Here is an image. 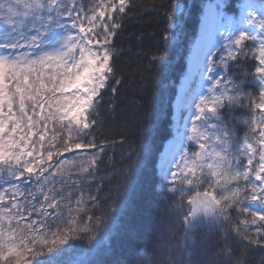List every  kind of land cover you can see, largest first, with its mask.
<instances>
[{
    "label": "snow or ice",
    "instance_id": "6c2138e0",
    "mask_svg": "<svg viewBox=\"0 0 264 264\" xmlns=\"http://www.w3.org/2000/svg\"><path fill=\"white\" fill-rule=\"evenodd\" d=\"M142 7L0 0V264H264V0L202 5L171 93L193 11L163 0L125 41Z\"/></svg>",
    "mask_w": 264,
    "mask_h": 264
},
{
    "label": "trees",
    "instance_id": "16d2710c",
    "mask_svg": "<svg viewBox=\"0 0 264 264\" xmlns=\"http://www.w3.org/2000/svg\"><path fill=\"white\" fill-rule=\"evenodd\" d=\"M138 2H141L143 4V7L139 9L140 15L137 17V19L128 26V30L125 31L123 35V39L125 41L129 38V33H138L140 31H144L145 33H151L154 28L157 26L158 17L155 14V9L153 8V5L159 6L163 0H138ZM216 0H180L181 4L186 5L190 10L193 11V15L189 17H185L187 21V27L185 34L181 36L179 40V46L175 48L172 51V69L169 74V79L165 81L164 83L159 84L157 87H154L153 91H158L159 88H163L165 84L167 85L169 89V93L172 91H178L181 87V80L183 77V72L187 70L188 65L190 63L189 61V54L191 50V46L193 43V40L195 36L200 31V24H199V13L202 8V5L208 4V3H215ZM236 0H232V3L235 4ZM253 3H259V0H252ZM195 6V8H193ZM134 44V50H135V42ZM155 44V41L148 38L146 36L144 42L140 47H142L145 51L149 50L150 48H153ZM125 48L128 47V43L125 42L123 45ZM146 63V61L144 62ZM120 67L124 70L125 74L129 77L132 76L133 72H135L138 68L143 67V63L135 61L134 58H130L128 56H125L121 58L120 60ZM126 84H129V86L125 89L126 91V97L124 104L125 106L128 105V101L133 99L135 88L134 86H131L129 81H126ZM135 111V109L131 107H126V110L124 111H118L116 114V117L113 119H110L106 126L101 129L100 131L103 133V135L110 139V140H116L119 139V137L124 134L127 129L124 127V121L131 119V113ZM121 153V149L118 147L115 149V155H116V161L117 166L119 163V156ZM101 196H103V193H101ZM179 238V232L177 233V239ZM215 243V239L209 237L208 242V253L206 258L211 259L212 255V246ZM261 256L260 251H254L250 252L248 259L250 261V264H256V261Z\"/></svg>",
    "mask_w": 264,
    "mask_h": 264
}]
</instances>
